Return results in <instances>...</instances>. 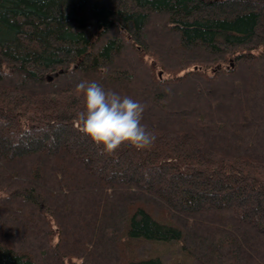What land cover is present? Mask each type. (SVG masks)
I'll return each instance as SVG.
<instances>
[{
  "label": "trees",
  "instance_id": "trees-1",
  "mask_svg": "<svg viewBox=\"0 0 264 264\" xmlns=\"http://www.w3.org/2000/svg\"><path fill=\"white\" fill-rule=\"evenodd\" d=\"M5 69L0 264H264V0H0ZM81 81L154 143L102 152Z\"/></svg>",
  "mask_w": 264,
  "mask_h": 264
},
{
  "label": "clouds",
  "instance_id": "clouds-1",
  "mask_svg": "<svg viewBox=\"0 0 264 264\" xmlns=\"http://www.w3.org/2000/svg\"><path fill=\"white\" fill-rule=\"evenodd\" d=\"M0 74L12 75L8 69ZM76 91L83 95L85 102L84 110L77 113V128L94 143L102 145V152L111 154L122 144L146 149L154 143L155 135L141 123L145 105L105 91L95 81L79 82Z\"/></svg>",
  "mask_w": 264,
  "mask_h": 264
},
{
  "label": "rangeland",
  "instance_id": "rangeland-1",
  "mask_svg": "<svg viewBox=\"0 0 264 264\" xmlns=\"http://www.w3.org/2000/svg\"><path fill=\"white\" fill-rule=\"evenodd\" d=\"M158 42H159V41H158ZM158 42L156 41V43H158ZM159 43L162 45V44L165 43V40H162V41H160ZM67 231H68L67 234H68L69 236H71V235H70V234H71L70 232H71L72 230H71V229H67ZM78 241H79V243L82 242V241H81V238H80V240H78Z\"/></svg>",
  "mask_w": 264,
  "mask_h": 264
}]
</instances>
